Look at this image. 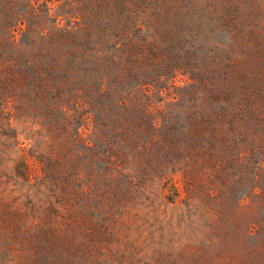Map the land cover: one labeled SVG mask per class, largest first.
Listing matches in <instances>:
<instances>
[{"label": "rangeland", "instance_id": "rangeland-1", "mask_svg": "<svg viewBox=\"0 0 264 264\" xmlns=\"http://www.w3.org/2000/svg\"><path fill=\"white\" fill-rule=\"evenodd\" d=\"M0 264H264V0H0Z\"/></svg>", "mask_w": 264, "mask_h": 264}]
</instances>
